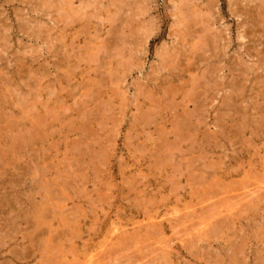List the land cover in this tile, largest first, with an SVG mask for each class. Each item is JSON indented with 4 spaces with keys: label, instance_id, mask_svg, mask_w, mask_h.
<instances>
[{
    "label": "rangeland",
    "instance_id": "obj_1",
    "mask_svg": "<svg viewBox=\"0 0 264 264\" xmlns=\"http://www.w3.org/2000/svg\"><path fill=\"white\" fill-rule=\"evenodd\" d=\"M65 1L0 0V264H264V0Z\"/></svg>",
    "mask_w": 264,
    "mask_h": 264
},
{
    "label": "bare ground",
    "instance_id": "obj_2",
    "mask_svg": "<svg viewBox=\"0 0 264 264\" xmlns=\"http://www.w3.org/2000/svg\"><path fill=\"white\" fill-rule=\"evenodd\" d=\"M72 1H73V0H71V4L74 3V2L72 3ZM123 1H124V0H123ZM181 1H183V0H181ZM187 1H189V0H187ZM192 1H193V0H192ZM192 1L190 0L189 3H191ZM61 2H62V0H61ZM61 2H59V3H61ZM125 2H127V0H126ZM120 3H121V2H120ZM129 3H130V2H129ZM131 3H132V2H131ZM183 3H184V1H183ZM80 4H81V3H80ZM127 4H128V3H127ZM176 4H177V3H176ZM181 4H182V2H181ZM191 4H192V3H191ZM191 4H190V5H191ZM56 5H58V4H56ZM67 5L70 7V5H69L65 0H63L62 5H60L59 9L57 10L58 13H61V12L63 13V11L66 10ZM97 5H99V4H97ZM120 5H121V4H120ZM58 6H59V5H58ZM58 6H57V7H58ZM71 6H72V5H71ZM191 6H192V5H191ZM72 7H73V6H72ZM113 7H114V6H113ZM186 7H189V4H188V6L186 5ZM53 8H54V7H53ZM81 8H82V6H81ZM92 8H93V7H92ZM119 8H120V7H119ZM123 8H124V7H123ZM123 8H122V9H123ZM208 8H209V7H208ZM70 9H71V8H70ZM72 10H73V9H72ZM137 10H138V9H137ZM188 10H190V9H188ZM186 11H187V10H186ZM75 12H76V11H75ZM75 12H74V13H75ZM192 12H193V11H192ZM65 13H66V12H65ZM71 13H72V11H71ZM76 13H77V12H76ZM139 13H141V12H139ZM182 13H186V12H182ZM69 14H70V13H69ZM72 14H73V13H72ZM79 14H80V13H79ZM117 14H118V13H117ZM186 14H187V13H186ZM207 14H208V13H207ZM144 15H145V14H144ZM189 15H190V14H189ZM196 15H198L197 12L192 13V15H190V17L193 18V17H196ZM83 16H84V15H83ZM117 16H118V15H117ZM183 16H184V14H183ZM186 16H187V15H186ZM204 16H205V14H204ZM66 17L69 18V17L67 16V14H66L65 18H66ZM73 17H74V16H73ZM114 17H115V16H114ZM200 17H201V15L198 16V18H200ZM74 18H75V17H74ZM80 18H81V17H80ZM86 19H87V18H86ZM109 19H110V18H109ZM187 19H188V18H187ZM187 19H186V20H187ZM190 19H191V18H189L188 20L190 21ZM196 19H197V18H196ZM196 19H195V20H196ZM201 19H202V17H201ZM62 20H63V19H62ZM66 20H67V19H66ZM192 20H193V19H192ZM197 20H198V19H197ZM197 20H196V21H197ZM205 20H206V19H205ZM74 21H75V19H74ZM104 22H105V21H104ZM209 22H210V21H209ZM73 23H75V22H73ZM195 23H196V22H195ZM197 23H198V22H197ZM207 24H208V23H207ZM70 25H72V24H70ZM188 25H190V24H188ZM188 25H187V26H188ZM190 26H191V25H190ZM206 28H207V27H206ZM96 30H97V29H96ZM205 31H206V30H205ZM205 31H204V32H205ZM207 31H208V28H207ZM209 31H210V30H209ZM142 32H143V31H142ZM33 36H34V35H33ZM63 38H64V37H63ZM204 38H205V37H204ZM100 40H101V39H100ZM1 41H2V40H1ZM207 42H208V40H207ZM203 44H204V43H203ZM203 44H202V45H203ZM114 45H115V44H114ZM126 45H127V44H126ZM205 45H206V44H205ZM207 45H208V43H207ZM203 46H204V45H203ZM198 47H199V46H198ZM207 47H208V46H206V48H207ZM198 49H199V48H198ZM201 52H203V51H201ZM71 54H72V53H71ZM197 60H198V59H197ZM108 63H109V62H108ZM201 77H202V76H201ZM200 85H201V84H200ZM192 90H193V89H192ZM160 109H161V108H160ZM87 113H88V112H87ZM150 115H151V114H150ZM82 131H83V130H82ZM99 142H100V141H99ZM175 142H176V141H175ZM181 142H182V141H181ZM170 153H171V152H170ZM260 186H261V185H260ZM254 193H255V192H254ZM254 195H255V194H254ZM257 197H258V195H257ZM236 199H237V198H236ZM259 202H260V201H259ZM260 204H261V203H260ZM223 206H224V205H223ZM256 206H257V205H256ZM231 207H232V206H231ZM218 211H219V210H218ZM219 212H220V211H219ZM238 213H239V212H238ZM206 214H207V213H206ZM149 217L151 218V216H149ZM153 219H154V218H153ZM220 219H221V218H220ZM219 221H220V220H219ZM179 224H180V223H179ZM211 224H212V223H211ZM216 225H218V224H216ZM225 225H226V224H225ZM26 228H27V227H26ZM220 228H221V227H220ZM114 230H115V229H114ZM219 230H220V229H219ZM212 231H213V230H212ZM113 233H115V232H113ZM209 233H210L209 235H211V233H213V232L209 231ZM194 234H195V233H194ZM218 236H219V235H218ZM120 237H121V236H120ZM121 238H122V237H121ZM108 239H109V238H108ZM129 239H130V238H129ZM116 240H117V239H116ZM118 240H120V239L118 238ZM121 240H122V239H121ZM110 243H111V242H110ZM124 246H125V245H124ZM103 247H105V245H104ZM103 247H102V248H103ZM107 247H108V246H107ZM122 247H123V246H122ZM126 248H127V247H126ZM124 250H125V249H124ZM63 251H64V250H63ZM96 251H98V250H96ZM121 251H122V248H121ZM100 252H101V251H100ZM113 252H114V251H113ZM116 252H117V251H116ZM126 252H127V251H126ZM46 253H47V252H46ZM73 253H74V252H73ZM107 253H108V252H107ZM97 254H98V253H97ZM103 254H104V253H103ZM125 254H126V253H125ZM90 257H91V256H90ZM96 257H97V256H96ZM110 257H111V256H110ZM112 257H113V256H112ZM51 258H52V257H51ZM107 258H108V256H107ZM130 258H131V257H130ZM55 259H56V258H55ZM94 259H95V257H94ZM96 259H98V258H96ZM100 259H101V258H100ZM92 260H93V259H92ZM95 261H96V260H95ZM101 261H102V260H101ZM101 261H100V262H101ZM76 262H78V261H76ZM50 263H52V262H50ZM74 263H75V262H74ZM92 263H93V262H92ZM96 263H99V262H96ZM67 264H68V263H67ZM81 264H82V263H81ZM83 264H84V263H83Z\"/></svg>",
    "mask_w": 264,
    "mask_h": 264
}]
</instances>
